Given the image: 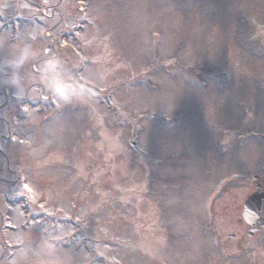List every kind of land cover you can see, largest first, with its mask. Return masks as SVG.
Here are the masks:
<instances>
[{
	"label": "rangeland",
	"instance_id": "obj_1",
	"mask_svg": "<svg viewBox=\"0 0 264 264\" xmlns=\"http://www.w3.org/2000/svg\"><path fill=\"white\" fill-rule=\"evenodd\" d=\"M255 174L264 0H0V264H264Z\"/></svg>",
	"mask_w": 264,
	"mask_h": 264
},
{
	"label": "water",
	"instance_id": "obj_2",
	"mask_svg": "<svg viewBox=\"0 0 264 264\" xmlns=\"http://www.w3.org/2000/svg\"><path fill=\"white\" fill-rule=\"evenodd\" d=\"M77 86L80 88H86L91 90L94 94H99L100 90L95 86H92L82 80L77 81ZM135 146L134 143H132ZM259 177L255 175L253 180L256 181ZM261 184L258 183L256 185V192L249 195L244 201V209H243V219L247 224L250 225L248 228V232L246 234L247 237H251L254 232L258 231L264 226V191L259 192V188ZM231 238L234 237L233 234L230 235Z\"/></svg>",
	"mask_w": 264,
	"mask_h": 264
},
{
	"label": "flooded vegetation",
	"instance_id": "obj_3",
	"mask_svg": "<svg viewBox=\"0 0 264 264\" xmlns=\"http://www.w3.org/2000/svg\"><path fill=\"white\" fill-rule=\"evenodd\" d=\"M75 20V19H74ZM65 23L67 24V21H65ZM260 190H264V187L262 188V189H260Z\"/></svg>",
	"mask_w": 264,
	"mask_h": 264
},
{
	"label": "snow or ice",
	"instance_id": "obj_4",
	"mask_svg": "<svg viewBox=\"0 0 264 264\" xmlns=\"http://www.w3.org/2000/svg\"><path fill=\"white\" fill-rule=\"evenodd\" d=\"M25 111H27V109H25Z\"/></svg>",
	"mask_w": 264,
	"mask_h": 264
},
{
	"label": "trees",
	"instance_id": "obj_5",
	"mask_svg": "<svg viewBox=\"0 0 264 264\" xmlns=\"http://www.w3.org/2000/svg\"><path fill=\"white\" fill-rule=\"evenodd\" d=\"M254 54V53H253Z\"/></svg>",
	"mask_w": 264,
	"mask_h": 264
}]
</instances>
